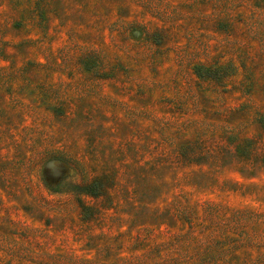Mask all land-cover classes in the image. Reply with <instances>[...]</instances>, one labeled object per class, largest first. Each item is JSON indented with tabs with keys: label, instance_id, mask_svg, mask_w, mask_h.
Wrapping results in <instances>:
<instances>
[{
	"label": "rangeland",
	"instance_id": "1",
	"mask_svg": "<svg viewBox=\"0 0 264 264\" xmlns=\"http://www.w3.org/2000/svg\"><path fill=\"white\" fill-rule=\"evenodd\" d=\"M0 264H264V0H0Z\"/></svg>",
	"mask_w": 264,
	"mask_h": 264
},
{
	"label": "trees",
	"instance_id": "2",
	"mask_svg": "<svg viewBox=\"0 0 264 264\" xmlns=\"http://www.w3.org/2000/svg\"><path fill=\"white\" fill-rule=\"evenodd\" d=\"M94 184H93V182H91V183H88V184H85V185H82V186H80L79 187V191L80 192H83V193H86V194H88V195H91V196H94ZM83 208V207H82Z\"/></svg>",
	"mask_w": 264,
	"mask_h": 264
}]
</instances>
